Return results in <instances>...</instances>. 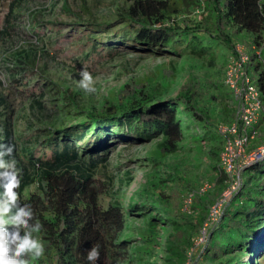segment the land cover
<instances>
[{
  "label": "trees",
  "instance_id": "16d2710c",
  "mask_svg": "<svg viewBox=\"0 0 264 264\" xmlns=\"http://www.w3.org/2000/svg\"><path fill=\"white\" fill-rule=\"evenodd\" d=\"M202 1L212 4V30L201 26L193 9L183 11L175 0H62L60 15L70 16L72 20L44 21L39 20L34 13L30 14L28 25L23 28L41 46L16 50L13 65L2 67L0 71L14 88L30 83L32 93L34 88L44 94L50 91L59 94V98H69L75 105L73 99L78 93L68 86H62L42 74L41 78H35L33 82L28 77L23 78L31 72L30 68L39 55L51 59L56 55H65L73 68L76 66L88 71L92 70V65L101 64L102 60L127 52L161 56L188 50L203 54L206 50L205 39L221 40L233 55V36L244 31L255 42V50L249 53L250 64L255 63L259 68L257 82L264 98V68L261 60L264 0H195L193 8H200ZM26 2H8L0 37L10 36L19 29L17 23L26 11ZM108 5L112 13L99 18L96 9ZM66 24L69 29L64 32L63 25ZM45 28L50 32H46ZM72 45L76 50L66 54L65 50ZM260 46L258 54L256 50ZM117 95L116 102H104L98 109H88L78 122L65 125L60 121L52 125V130H47L48 136L44 142H39L40 139L35 137L38 132L32 137L14 135L15 132L9 127V104L0 90V138L2 142L15 146L13 155L21 176L17 191L21 202L30 203L36 218L42 223L39 236L45 243V253L33 264H89L86 254L94 244L100 246L96 264H131L128 259L129 239L121 237L126 227L123 206L113 202L104 207L99 199L102 188L94 174L100 168L99 162L104 160L105 154L100 156L98 153L95 158L87 160L82 155L87 153L89 156L97 149H106L107 142L113 138L142 143L160 136L162 139L158 143V151L166 156L177 151L178 142L182 139L181 116L202 122L204 127L210 128L212 124L206 111L197 107L201 90L197 83L191 81L183 83L178 93L167 99L157 100L155 92L144 89L138 83L125 84ZM211 128L215 132L213 136H217L219 141L210 149V153L216 162L213 166L215 185L221 192L225 186V175L218 172L222 139L216 133V126ZM85 135L89 136L85 144L87 146L80 151L77 140L83 142ZM32 138L34 146L30 141ZM90 140H93L91 144ZM37 143H41V151L35 155ZM247 171L248 175L246 179L242 178L240 189L230 197L218 221L209 228L203 246L194 245V233L197 225H201L207 216L200 217L197 225L192 221L182 223L167 217L171 211L156 201L149 205L157 211L149 214L146 240L160 246L161 243L156 240L157 226L165 225L167 221L171 229L164 235L162 249L169 264H185L187 258H192L194 264H236L239 256L237 260L231 257L225 261H221L220 257L223 253L238 249L256 253L264 246V158ZM34 181L39 184V190L22 198L23 190ZM140 207L145 209L146 205H133L135 210ZM200 248L202 252L195 254Z\"/></svg>",
  "mask_w": 264,
  "mask_h": 264
},
{
  "label": "rangeland",
  "instance_id": "374dc122",
  "mask_svg": "<svg viewBox=\"0 0 264 264\" xmlns=\"http://www.w3.org/2000/svg\"><path fill=\"white\" fill-rule=\"evenodd\" d=\"M9 1L0 0V30ZM118 1L124 2V0ZM175 2L183 11L193 9L196 20L200 21L203 28L209 30L214 28L212 4L202 1L200 8H193L195 0H175ZM61 5L62 0H27L24 5L26 11L17 23L19 29L14 30L10 36L0 37V69L13 65V55L16 50L21 48L30 50L33 45L36 48L41 46V43H36V38L23 28L28 25L30 14L34 13L39 20L44 21L72 20L70 16L60 15ZM110 7L100 6L96 9V14L99 18L109 15L112 13ZM67 29L69 25H63L64 32ZM44 30L50 32L46 28ZM233 42L241 44L249 53L255 50V42L244 31L235 34ZM204 44L206 50L199 55L188 50H181L180 54L161 56L127 52L112 59L102 60L101 64L92 65V70H89L93 76L90 90L79 86L81 68L76 66L73 68L65 55L62 57L56 55L52 59L39 55L30 68L31 72L23 78L28 77L29 81L33 82L35 78H41L40 74H42L49 80L68 86L78 93L73 99L75 105L69 98H59V94L50 91L44 94L34 88L32 93L30 83L14 88L10 80L0 71V79L3 81L0 90L9 104L7 109L9 127L15 132L14 135L32 137L38 132L35 137L40 139L39 142L47 138V130H52V125L60 121L65 125L73 124L82 120L88 109H98L104 102H116L118 90L127 83H138L144 89L155 92L157 100L174 97L185 82L191 81L199 85L201 98L197 107L206 111L207 118L212 124L209 125L210 128L204 127L202 122L181 116L183 136L178 142L176 152L166 156L161 155L158 151V143L162 138L157 136L142 143L113 138L107 142L106 149H97L96 153L93 152L89 156L87 153L82 155L87 160L95 158L98 153L100 156L105 154L104 160L99 162L100 168L94 174L102 188L99 199L104 207L113 202L123 206L126 227L121 237L129 239L128 259L130 258L131 264H169L164 258L162 249L164 235L171 229L169 222L157 226L156 240L161 243L160 246L146 240L149 214H155L157 211L149 207L152 201L171 211L167 217L187 224L192 221L197 225L200 217L208 216L209 208L220 195L219 188L215 185L216 173L213 166L216 162L210 153V149L219 141L217 136H213L215 132L211 126L228 122L234 113L229 90L223 84L224 69L232 53L221 40L205 39ZM262 46L261 60L264 68V40ZM75 50V46L72 45L65 51L69 55ZM249 70L251 76L257 80L259 68L256 64H250ZM69 93H72L71 90ZM256 130L257 137L253 139L252 145L264 140L263 114L260 116ZM88 137L85 135L83 142L77 140L80 151L86 148ZM30 141L32 145L35 144L33 138ZM92 141L90 140V144ZM40 144L36 145L35 155L41 151ZM247 175V170L242 173L244 179ZM206 181L210 188L206 192L195 194L194 198L197 199H194L191 207L185 210L183 198L186 192L198 191ZM34 182L37 185L35 190L32 187ZM34 182L23 190L22 198L39 190V184ZM211 199L214 200L211 202ZM134 204H144L146 208L140 207L139 210H135ZM199 227L200 225H197V231ZM197 231L194 233L195 239ZM201 248L197 249L195 254ZM237 256L240 258L236 264H264V246L256 253H247L239 249L232 253H223L220 260L225 261L231 257H236L237 260ZM233 258L232 263L235 262ZM185 264H194L193 259L187 258Z\"/></svg>",
  "mask_w": 264,
  "mask_h": 264
},
{
  "label": "built area",
  "instance_id": "2783aa9c",
  "mask_svg": "<svg viewBox=\"0 0 264 264\" xmlns=\"http://www.w3.org/2000/svg\"><path fill=\"white\" fill-rule=\"evenodd\" d=\"M261 47L256 50L258 54ZM249 65V52L241 44H235V52L223 75V83L231 95L234 114L230 122H220L216 126V133L222 139L218 172L224 173L225 186L200 225L194 240L195 246H203L209 228L218 221L230 197L240 189L242 173L264 158V140L252 145L253 139L257 137L256 127L260 116L264 115V98L257 80L250 74ZM209 188L206 181L198 191L186 192L183 208L188 210L195 194L206 192Z\"/></svg>",
  "mask_w": 264,
  "mask_h": 264
},
{
  "label": "clouds",
  "instance_id": "9594fccd",
  "mask_svg": "<svg viewBox=\"0 0 264 264\" xmlns=\"http://www.w3.org/2000/svg\"><path fill=\"white\" fill-rule=\"evenodd\" d=\"M79 86L92 87L93 76L86 68L79 70ZM14 145L0 138V264H33L45 253V243L39 236L42 223L36 218L30 203L21 202L17 189L21 176L13 155ZM33 190L37 187L33 183ZM99 244L91 246L86 254L89 264H96Z\"/></svg>",
  "mask_w": 264,
  "mask_h": 264
}]
</instances>
